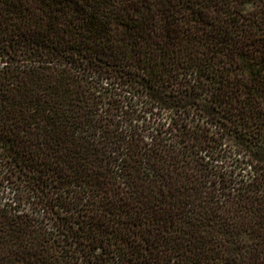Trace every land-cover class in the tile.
Returning <instances> with one entry per match:
<instances>
[{
	"label": "trees",
	"instance_id": "trees-1",
	"mask_svg": "<svg viewBox=\"0 0 264 264\" xmlns=\"http://www.w3.org/2000/svg\"><path fill=\"white\" fill-rule=\"evenodd\" d=\"M0 264H264V0H0Z\"/></svg>",
	"mask_w": 264,
	"mask_h": 264
},
{
	"label": "rangeland",
	"instance_id": "rangeland-1",
	"mask_svg": "<svg viewBox=\"0 0 264 264\" xmlns=\"http://www.w3.org/2000/svg\"><path fill=\"white\" fill-rule=\"evenodd\" d=\"M119 104V109L117 111L121 115L120 118L124 120L123 122H125V125L136 123L143 125L150 120L151 122L154 120L150 113L141 112V110H139L138 106L136 105V101L130 97H124L123 100L119 102Z\"/></svg>",
	"mask_w": 264,
	"mask_h": 264
}]
</instances>
